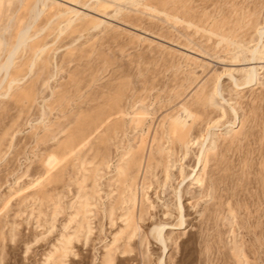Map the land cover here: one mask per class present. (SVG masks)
<instances>
[{
  "label": "rangeland",
  "instance_id": "obj_1",
  "mask_svg": "<svg viewBox=\"0 0 264 264\" xmlns=\"http://www.w3.org/2000/svg\"><path fill=\"white\" fill-rule=\"evenodd\" d=\"M261 29L264 0H0V68L30 37L0 73V264H264Z\"/></svg>",
  "mask_w": 264,
  "mask_h": 264
},
{
  "label": "bare ground",
  "instance_id": "obj_2",
  "mask_svg": "<svg viewBox=\"0 0 264 264\" xmlns=\"http://www.w3.org/2000/svg\"><path fill=\"white\" fill-rule=\"evenodd\" d=\"M38 2V1H37ZM43 2V1H42ZM43 5V11L45 9V4ZM43 11H39V15L41 14V12ZM264 33V29L260 30V34L263 35ZM18 43L17 45L14 47V49L11 51V53L9 54V57L7 59V61L5 62V64H3L0 68V73L2 71H4L7 75L10 71V68L12 67L13 64V60H14V56L16 55V52L19 48H21L22 46H25L27 44V42L29 41V34H28V30H23L22 32H20L18 34ZM262 52V51H261ZM252 55H253V60L257 59V54L260 53L259 50H254L251 51ZM262 54V53H261ZM260 60V59H259ZM256 68H252L249 72H248V77L246 79V81L242 84L238 83L237 80H235V85L237 87H240L242 85H248V86H252V84L255 82H257V78H256ZM234 109V108H232ZM234 113H236V111L234 110ZM234 115V114H233ZM203 159L202 157H199L198 159V165L197 168H194V174L190 177V179L192 181L196 180L197 176H198V172L200 171V167L202 165ZM185 225V221H184V216L181 213V219H180V223L177 225V229H181L183 226ZM166 229L165 226L163 225H155L153 227V229L150 231V234L153 235V238L156 240L158 245H161L164 249V253L167 251V246L165 244L164 241V237H163V232ZM165 260L162 259L160 264H164Z\"/></svg>",
  "mask_w": 264,
  "mask_h": 264
}]
</instances>
